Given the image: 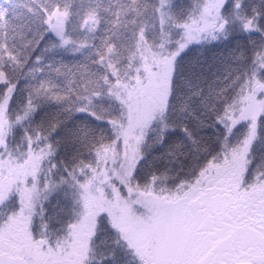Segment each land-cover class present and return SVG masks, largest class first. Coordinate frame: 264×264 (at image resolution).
Instances as JSON below:
<instances>
[{
	"label": "snow or ice",
	"instance_id": "snow-or-ice-1",
	"mask_svg": "<svg viewBox=\"0 0 264 264\" xmlns=\"http://www.w3.org/2000/svg\"><path fill=\"white\" fill-rule=\"evenodd\" d=\"M0 264H264V0H0Z\"/></svg>",
	"mask_w": 264,
	"mask_h": 264
}]
</instances>
